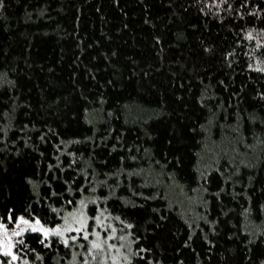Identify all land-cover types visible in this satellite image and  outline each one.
Segmentation results:
<instances>
[{"label":"trees","instance_id":"1","mask_svg":"<svg viewBox=\"0 0 264 264\" xmlns=\"http://www.w3.org/2000/svg\"><path fill=\"white\" fill-rule=\"evenodd\" d=\"M80 201L122 264H264V0H0V224ZM65 240L13 250L81 264Z\"/></svg>","mask_w":264,"mask_h":264},{"label":"rangeland","instance_id":"2","mask_svg":"<svg viewBox=\"0 0 264 264\" xmlns=\"http://www.w3.org/2000/svg\"><path fill=\"white\" fill-rule=\"evenodd\" d=\"M87 205L80 201L75 208L70 209L62 215V219L54 226H45L39 219H26L28 224L20 222L21 218L13 225L0 224V253L10 252L12 264H24L19 262L16 253H14V238L26 230L32 231V226L36 221H40L39 227L47 229L49 235L54 230L59 229V234L63 240L66 238L75 239V236L87 235L90 253L88 257H83L81 264H122L127 257L128 240L118 233L116 226L111 225L107 217L100 212L90 218L86 212ZM83 225V226H82ZM76 229H80L76 231ZM36 232V231H35ZM40 232V231H38ZM19 233V234H14ZM43 236V232H40ZM93 244H99V248H93ZM15 257V259H13ZM95 258V259H94ZM75 259V258H74ZM123 259V260H122Z\"/></svg>","mask_w":264,"mask_h":264},{"label":"snow or ice","instance_id":"3","mask_svg":"<svg viewBox=\"0 0 264 264\" xmlns=\"http://www.w3.org/2000/svg\"><path fill=\"white\" fill-rule=\"evenodd\" d=\"M20 222L21 223H24V224H28V221L27 220H24L23 218L20 219ZM39 225H40V221L37 220L36 221V225L35 226H32V231H40V232H43L45 238H47V236L49 235L48 230L39 227ZM79 230L80 229H76V231H79ZM14 234H19V233H14ZM52 234H59V229L54 230ZM85 239H87V235H85ZM64 243H65V245H67V240H65ZM92 247L93 248H99L100 245L99 244H93ZM3 254L4 255H11L10 252H4ZM13 259H15V257H13Z\"/></svg>","mask_w":264,"mask_h":264},{"label":"bare ground","instance_id":"4","mask_svg":"<svg viewBox=\"0 0 264 264\" xmlns=\"http://www.w3.org/2000/svg\"><path fill=\"white\" fill-rule=\"evenodd\" d=\"M54 225V224H53ZM95 259V258H94ZM123 260V259H122Z\"/></svg>","mask_w":264,"mask_h":264}]
</instances>
